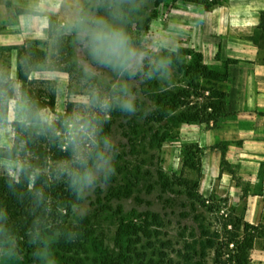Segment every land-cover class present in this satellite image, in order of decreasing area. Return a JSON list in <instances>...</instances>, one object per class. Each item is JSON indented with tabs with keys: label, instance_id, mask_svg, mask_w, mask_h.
<instances>
[{
	"label": "rangeland",
	"instance_id": "rangeland-1",
	"mask_svg": "<svg viewBox=\"0 0 264 264\" xmlns=\"http://www.w3.org/2000/svg\"><path fill=\"white\" fill-rule=\"evenodd\" d=\"M205 1H221L214 8L226 0ZM37 5L52 6L55 14L39 12ZM196 7L207 9L200 0H0V34L30 35L33 19L40 17L39 32L26 42L47 41L41 47L48 50V65L31 76L55 83L56 104L41 115L45 123H62L57 134L69 150L50 174L69 190L67 209L61 210L67 223L80 229L76 235L85 236L84 248L64 255L54 239L33 256L9 239L0 243V264H264L263 238L244 245L243 251L232 242L234 237L244 242L247 226L229 207L199 192L203 149L182 141L181 127L199 122H186L180 114L205 103L210 95L206 88L219 85L204 77V71L224 73L207 65L203 56L199 60L202 53L190 45L189 19ZM50 16L58 20L53 36L49 24L43 28L42 23ZM98 18L128 36L135 55L127 70L101 66L89 55L80 22ZM19 50L0 46V78L7 73L16 80ZM55 60L72 72L50 69ZM15 88L17 99L0 120V148L14 145L20 82ZM171 93H180L178 103L157 102ZM126 99L134 101L131 112L120 106ZM70 132L76 136L75 151ZM19 169L20 162L0 157V173L16 175ZM72 171L81 177L90 172L93 180L73 187ZM237 219L242 220L238 228L233 223ZM208 237L214 246L204 254L200 241Z\"/></svg>",
	"mask_w": 264,
	"mask_h": 264
},
{
	"label": "crops",
	"instance_id": "crops-1",
	"mask_svg": "<svg viewBox=\"0 0 264 264\" xmlns=\"http://www.w3.org/2000/svg\"><path fill=\"white\" fill-rule=\"evenodd\" d=\"M36 9L55 14L52 6ZM195 11L189 19L190 45L202 53L207 65L226 71V79L219 81L226 102L216 119L183 125L182 141L203 149L199 192L229 207L245 223L263 225L264 40L259 46L253 37L264 0H226ZM38 23L37 15L30 35L39 32ZM42 23L46 28L49 21ZM30 35L0 34V46L16 51Z\"/></svg>",
	"mask_w": 264,
	"mask_h": 264
},
{
	"label": "trees",
	"instance_id": "trees-1",
	"mask_svg": "<svg viewBox=\"0 0 264 264\" xmlns=\"http://www.w3.org/2000/svg\"><path fill=\"white\" fill-rule=\"evenodd\" d=\"M200 1L205 3L207 9L221 2ZM57 24V18L50 16L48 29L50 36L56 32ZM253 40L262 46L264 12L261 14V23ZM46 44L47 41L43 40H28L19 50L16 80L7 73L1 74L0 78V120L8 117L10 101L17 99L15 83L20 82L22 94L17 100L14 145L9 149L0 148L1 158L20 162V169L16 175L0 173V243H6L14 238L21 252L31 256L40 255L51 239L55 241L56 250L63 255L75 248L80 250L85 246V236L80 232L75 234L80 229L68 224L65 219L67 215L61 211L67 209L64 201L65 194L69 190L58 186L50 174L53 164L64 159L69 151L68 148L62 147L64 141L62 136L57 134L63 129L62 123L59 120L45 123L41 115L45 107L54 108L56 104L55 83L52 80H40L31 76L39 67L48 65V50L41 47ZM201 56H198L199 60ZM49 67L68 72L73 70L70 66L62 67L56 60ZM203 75L211 80L216 79L217 82L227 77L226 71L222 75L214 68H207ZM6 78H9L7 82H5ZM40 84H47L50 89L47 91L41 89ZM206 90L210 91L207 101L183 111L180 114L182 120L204 123L216 119L217 112H223L226 91L216 84L207 87ZM179 98L180 93H171V98L160 96L157 102L166 106L169 102L178 103ZM261 114L264 116V111ZM163 116L162 114L161 117ZM85 166H81V169ZM201 197L198 195V198L204 199L202 195ZM241 222L240 219L233 221L236 228L240 227ZM245 226L248 230L244 235V242L241 243L235 237L231 239L242 248V251L244 245H253L257 238L264 239V224L256 226L245 223ZM200 243L204 254L206 248L214 246L211 237L201 240ZM219 256L220 253L217 251V259Z\"/></svg>",
	"mask_w": 264,
	"mask_h": 264
},
{
	"label": "clouds",
	"instance_id": "clouds-1",
	"mask_svg": "<svg viewBox=\"0 0 264 264\" xmlns=\"http://www.w3.org/2000/svg\"><path fill=\"white\" fill-rule=\"evenodd\" d=\"M82 42L88 49L89 55L96 64L109 67L114 70H127L129 60L135 53L129 47V38L126 33L111 24L103 18H98L90 22L81 21ZM101 106L108 107L106 102H101ZM122 110L131 112L134 110V101L126 99L120 104ZM43 118V117H42ZM72 127L71 125L69 126ZM70 140L74 151L78 147L76 136L70 132ZM79 159V157H77ZM100 159L103 165L108 161L101 155ZM101 165V167L103 166ZM72 180V186L77 187L86 182L90 184L93 176L86 172L82 177L75 173H69Z\"/></svg>",
	"mask_w": 264,
	"mask_h": 264
}]
</instances>
